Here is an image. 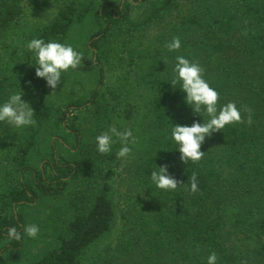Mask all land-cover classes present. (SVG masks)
<instances>
[{
	"label": "trees",
	"instance_id": "16d2710c",
	"mask_svg": "<svg viewBox=\"0 0 264 264\" xmlns=\"http://www.w3.org/2000/svg\"><path fill=\"white\" fill-rule=\"evenodd\" d=\"M53 1L54 18L31 40L63 44L77 25H92L81 71L94 73L97 85L56 106L46 81L36 77L35 52L0 47V106L22 92L36 121L20 128L0 122V264H14L24 248L26 219L19 208L68 194L72 218L58 244L31 264H84L86 251L118 220L122 235L105 247L97 264H207L212 252L216 264H264V0ZM141 4L148 9L136 20L132 11ZM26 8V0H0V41L20 25ZM151 27L159 29L152 40L123 50L139 92L138 102L123 110L135 121L130 130L137 140L128 144L125 205L118 209L108 181L99 184L90 202L87 185L99 152L97 144L86 142L88 129L75 112L90 115L96 135L105 131L111 122L102 87L113 39L131 41ZM174 37L181 47L169 52L166 45ZM177 56L203 68V78L219 93L218 111L233 102L245 121L206 137L204 157L187 164L180 160L172 128L210 117L203 106L194 113L181 82L172 84ZM244 106L252 110L251 124ZM122 146L113 143L108 155ZM164 165L185 184L176 190L158 188L151 173ZM193 174L199 188L195 194L190 192ZM11 227L21 233L20 240L8 237Z\"/></svg>",
	"mask_w": 264,
	"mask_h": 264
},
{
	"label": "rangeland",
	"instance_id": "374dc122",
	"mask_svg": "<svg viewBox=\"0 0 264 264\" xmlns=\"http://www.w3.org/2000/svg\"><path fill=\"white\" fill-rule=\"evenodd\" d=\"M99 1L97 0V4ZM181 1L185 3L184 0ZM26 6V14L20 25L17 28L14 26L10 29L3 41H0V47L2 45L4 47H16L22 52L23 49L27 48V44L35 36L36 31L47 25L54 18L57 8V4L53 0H26ZM147 9V4L136 5L132 11L133 18L141 20L145 16ZM94 29L89 23L82 26L77 25L71 31L69 40L63 44L72 46L74 50L84 55L87 53L86 42L90 39L89 37ZM158 32L159 29L157 27H151L143 33L142 37H134L131 41L123 36L114 37L110 46L109 59L105 63L106 79L105 85L102 87V92L109 102L108 110L110 111L111 123L106 126L105 131L102 133L107 132L112 126H115L120 131L131 129L135 122L133 119L127 118L126 112H123L126 105L138 102L137 96H139V92L135 88L132 69L129 68L127 62L123 59L125 56L123 50L126 46L137 47L143 43H148ZM88 54L91 55L90 53ZM96 85L95 74L81 71L80 64L76 69H69L67 72L61 73V83L54 90L55 92L53 93V89L49 88L50 98L53 104L58 106L63 102L67 103L74 93L77 95L89 93ZM116 104L117 107H115ZM75 113L80 114L79 121L88 129L85 136L86 142L89 141L88 143L92 145L97 144L96 137L98 135L95 134V121L90 119V115L85 112ZM113 141L116 143L119 142V139L113 137ZM63 153L71 158L66 150H63ZM93 159V165L90 169L92 172L91 181L87 185L89 197L93 195V191H96L99 184L103 181H108L113 188L111 195L114 203L120 209L125 205L123 179L124 167L128 158L117 159L114 154L109 156L108 154L98 153V156H94ZM73 187L74 183L71 184L69 191ZM90 199L91 197L88 198L89 201ZM69 200L70 194L61 199L43 198L35 204L19 208V211L25 216L26 226L36 224L39 227V234L33 239L25 233L24 248L17 254L14 264H31L39 259L45 251L54 248L58 244V236L73 216V209L69 207ZM121 235L122 224L118 220L116 226L106 236L86 251L83 259L84 264H97L105 247L115 244Z\"/></svg>",
	"mask_w": 264,
	"mask_h": 264
},
{
	"label": "clouds",
	"instance_id": "9594fccd",
	"mask_svg": "<svg viewBox=\"0 0 264 264\" xmlns=\"http://www.w3.org/2000/svg\"><path fill=\"white\" fill-rule=\"evenodd\" d=\"M169 52L179 50L181 41L174 37L172 42L166 45ZM30 51L35 52L38 61L36 67V77L46 81L47 86L54 90L61 83V73L69 69H76L83 59V54L74 50L70 45L59 42L45 43L43 39H33L27 44ZM175 72L178 74L172 84L181 82V90L186 94V103L191 106L194 113H200L201 107L206 109L209 120L203 123L194 122L191 126L176 125L172 128V139L179 145L180 160L184 163L188 161L199 162L205 155L201 151V146L206 137H211L213 133L221 132L226 126L233 123H244L241 110L236 104L229 102L222 108L217 109L219 93L210 87L203 78V68L198 62H190L184 56H177ZM243 111L247 113V123H252V110L244 106ZM34 110L27 102L22 100V92L12 94L8 101L0 106V122L7 121L17 128L34 126L36 124ZM113 137L119 139L122 147L116 153V158H125L131 152V144H136L137 140L130 129L118 130L112 126L107 132L96 137L97 149L100 154H108L112 150ZM158 171L151 173V179L160 189L176 190L178 186L184 185L168 173V166L157 167ZM199 191L197 177L191 176L190 192L195 194ZM23 231L30 238H36L39 234V227L36 224H29L23 227ZM10 239H21V233L16 227L7 230ZM217 254L212 252L207 260V264H216Z\"/></svg>",
	"mask_w": 264,
	"mask_h": 264
}]
</instances>
